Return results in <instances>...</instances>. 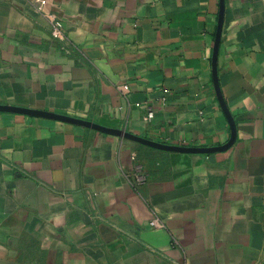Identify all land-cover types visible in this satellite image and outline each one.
Returning a JSON list of instances; mask_svg holds the SVG:
<instances>
[{"label":"crops","instance_id":"crops-1","mask_svg":"<svg viewBox=\"0 0 264 264\" xmlns=\"http://www.w3.org/2000/svg\"><path fill=\"white\" fill-rule=\"evenodd\" d=\"M34 4L0 105L83 123L0 111V264H264V0Z\"/></svg>","mask_w":264,"mask_h":264},{"label":"built area","instance_id":"built-area-1","mask_svg":"<svg viewBox=\"0 0 264 264\" xmlns=\"http://www.w3.org/2000/svg\"><path fill=\"white\" fill-rule=\"evenodd\" d=\"M46 3V0H40V4H34L37 10H39L45 18L48 20L49 25L51 27V32L53 37L59 38L60 35L63 33L62 31V22L54 14H47L42 12V8L44 4ZM119 90H121L123 93H128L129 87L128 85H121L119 86ZM163 101H165V98H163ZM155 112L152 108V106L148 105V114H147V120H151L154 118ZM131 183L133 185H141L144 184L147 180V175L143 171V165L139 162L135 163L134 170L131 172L130 176ZM150 226L153 228H166L165 222L159 218L158 216H155L151 221H150Z\"/></svg>","mask_w":264,"mask_h":264},{"label":"water","instance_id":"water-1","mask_svg":"<svg viewBox=\"0 0 264 264\" xmlns=\"http://www.w3.org/2000/svg\"><path fill=\"white\" fill-rule=\"evenodd\" d=\"M0 111H9V112L26 113V114H33V115H40V116H48V117L60 118L63 120H68V121H72L76 123H83L82 121L75 119V118L62 116L59 114L45 112L41 110L22 108V107H16V106L0 105Z\"/></svg>","mask_w":264,"mask_h":264}]
</instances>
